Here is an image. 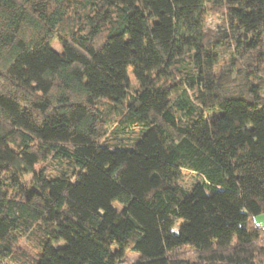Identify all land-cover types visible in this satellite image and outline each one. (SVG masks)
I'll return each mask as SVG.
<instances>
[{
	"label": "trees",
	"instance_id": "trees-1",
	"mask_svg": "<svg viewBox=\"0 0 264 264\" xmlns=\"http://www.w3.org/2000/svg\"><path fill=\"white\" fill-rule=\"evenodd\" d=\"M261 214L264 0H0V264H264Z\"/></svg>",
	"mask_w": 264,
	"mask_h": 264
},
{
	"label": "rangeland",
	"instance_id": "rangeland-1",
	"mask_svg": "<svg viewBox=\"0 0 264 264\" xmlns=\"http://www.w3.org/2000/svg\"><path fill=\"white\" fill-rule=\"evenodd\" d=\"M212 28H215V26H213ZM54 47H55V49L57 50V51H59V52H61L62 53V46L58 43V42H55L54 43ZM40 167H39V165L37 166V169H39ZM192 179V177H191V174H189V173H185V176H184V179H183V183L184 184H186L187 185V183L189 182V180H191ZM115 206L117 207V208H120V206L121 205H119L118 203H116L115 204ZM256 220H257V222L259 223V224H263L264 225V214H261V215H258L257 217H256ZM128 258L129 259H131V260H136L137 258H138V255L137 254H135L134 252H129L128 253Z\"/></svg>",
	"mask_w": 264,
	"mask_h": 264
}]
</instances>
